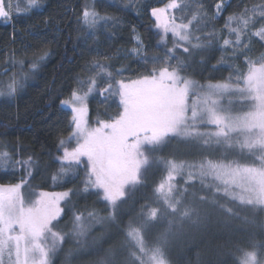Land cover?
<instances>
[{
    "label": "trees",
    "instance_id": "trees-1",
    "mask_svg": "<svg viewBox=\"0 0 264 264\" xmlns=\"http://www.w3.org/2000/svg\"><path fill=\"white\" fill-rule=\"evenodd\" d=\"M164 1L40 0L39 6L28 15L16 16L8 23L0 20V89L10 83L13 73L27 72L34 55L50 52L39 70L29 73L19 96L11 100L0 96V145L6 146L0 148V187L27 179L37 189H71L58 222L65 236L75 215L93 217L83 242L74 244V235H67L52 264H59V255L71 244L79 250V264H142L138 245L127 235L130 229L139 234L146 248L160 249L170 264H239L244 251L264 254V208L237 203L227 194L189 176L176 178L172 185L166 186L173 173L172 165L198 158L217 159L199 149L180 158L167 150L175 145L172 138L169 141L173 146L164 147L162 142L161 148L152 149L140 180L113 208L98 189L83 186L78 170L73 176L60 173L58 157L63 149L60 141L72 129L69 111L62 107L61 101L77 87V76L81 79L96 76L97 70L85 71L91 62L110 65L108 71L113 74V80L96 76L98 90L114 81H132L150 75L153 68H171L176 65L171 56L184 60L179 73L199 82L241 84L252 67L264 62V39L248 36V31L254 33L264 26L258 14L255 27L246 31L239 46L234 43L223 46V38L235 39L225 27L227 17L240 15L246 7L264 0H230L216 19H212L214 5L222 0H206L213 5L206 9V19L193 21L190 26L192 43H197L194 37L200 36L205 46L194 50L192 56L183 52V47H189L186 42L156 31L151 9ZM175 1L178 5L196 3V0ZM130 3L132 7L125 10V5ZM85 5L94 6L101 15L116 17L117 23L101 24L85 39L88 30L77 23ZM191 15L188 8L172 11L178 23H187L182 18L190 19ZM46 20L52 24H45ZM197 28L200 30L196 31ZM133 29L141 38L144 54L117 57L119 50L133 45ZM169 49H173L171 56ZM166 57L168 65H165ZM12 59L25 60L24 69L18 65L13 68ZM121 68L125 71L117 74ZM86 90L87 85L82 91ZM116 98L112 94L105 99L99 91L91 95L87 101L89 121L115 119L120 112ZM185 143L199 148L195 143ZM4 152L9 155H3ZM170 187L172 190L167 189ZM111 254L113 258L107 261V255Z\"/></svg>",
    "mask_w": 264,
    "mask_h": 264
},
{
    "label": "rangeland",
    "instance_id": "rangeland-1",
    "mask_svg": "<svg viewBox=\"0 0 264 264\" xmlns=\"http://www.w3.org/2000/svg\"><path fill=\"white\" fill-rule=\"evenodd\" d=\"M229 1L222 0L221 3L225 5ZM170 2L166 0L157 8H163ZM172 11L169 9L167 13L171 17ZM153 19L159 34L173 36L170 31L165 33L156 27ZM136 35L138 33L133 32V45L119 50L117 57L144 54V45L142 41L138 45L134 39ZM133 48L139 49V55L131 52ZM179 75L181 79L173 87L153 98L135 134L111 149L102 164L90 168L86 158H82L83 162L78 166L60 163L59 169H70L62 175L73 176L78 170L83 186L98 189L113 208L140 180L152 149L161 148L162 142L164 147L173 146L169 141L172 138L175 145L167 150L180 158L188 157L199 149V152L217 159L198 158L183 165H172L173 173L166 186L172 185L176 178L189 176L227 194L237 203L264 208V62L252 67L241 84L199 82L181 73ZM109 84L100 90L96 88L89 97L106 89ZM114 95L122 112L119 96ZM62 107L69 111L71 120L72 106ZM86 121L90 128L99 126L98 122L89 121L88 113ZM73 131L74 125L63 139L66 142L63 148L71 150L77 146V139H70ZM185 142L195 143L199 148ZM20 183L0 187V264H52L67 235H74V244L83 242L91 223L89 220L93 217L75 215L65 236V231L58 228V222L63 212L62 204L71 189H37L27 179L18 187ZM162 187V192L166 193ZM167 189L172 190V187ZM41 193L53 195L45 197ZM65 193L67 195H63ZM131 232L130 229L127 235L138 245L142 264H170L160 249L146 248L139 234ZM63 251L59 255V264H79L81 257L75 245L71 244ZM107 256V261L113 258L112 254ZM239 264H264V254L244 251Z\"/></svg>",
    "mask_w": 264,
    "mask_h": 264
},
{
    "label": "snow or ice",
    "instance_id": "snow-or-ice-1",
    "mask_svg": "<svg viewBox=\"0 0 264 264\" xmlns=\"http://www.w3.org/2000/svg\"><path fill=\"white\" fill-rule=\"evenodd\" d=\"M40 0H0V20H4L6 23L12 22L16 16L28 15L31 10L38 7ZM213 5L206 0H196V3L189 6L187 4L178 5L175 0H171L170 3L165 5L163 8H152L151 16L156 20V27L163 29L165 33L171 32L174 37H178L181 42H186L189 47H183V52L187 56H192L193 51L205 46L202 43V37H194L197 43L193 44L192 31H190V26H192L193 21L199 22L201 19H206V9L211 8ZM131 3L125 5V10L131 8ZM215 11L212 14V19H216L224 9L225 5L223 3H216L214 5ZM188 8L189 12L192 13L191 18L183 17L187 19V23L181 22L176 23V18L169 16V9H182ZM258 19L260 22H264V3L253 4L251 8L246 7L240 15H230L225 21V27L228 28L229 35L235 37L234 41L228 38H223V46H229L233 43L239 46L242 41L241 37L246 34V31L250 30L251 27H255V22ZM45 24H52L51 20L44 21ZM77 23L82 24L88 31L85 33V39L89 35H93L97 27L101 24L103 25H115L117 23V18L101 15L97 12L94 6L90 7L85 5L83 11L80 13ZM236 26L233 27L232 25ZM207 27V24H204ZM59 30V29H58ZM200 29L197 28L196 31ZM135 32V29H133ZM111 35V34H109ZM211 35V34H209ZM251 35L260 36L264 39V26H262L256 32L248 31V36ZM134 39L137 41L138 45L141 41L139 35H136ZM210 43V41H206ZM132 53L139 55V49L133 48ZM173 49L168 50V55L171 56ZM50 56V52L44 51L42 54L34 55L31 62L28 63V71L20 73H13L10 77V83L6 85L4 89H0V96L7 97L9 100L16 98L22 92L25 87V81L29 78V73H34L39 70L43 61H45ZM157 59V57H153ZM171 59L176 60V65L163 66L153 68L150 75H146L137 80H132L125 82L124 80L114 81L108 85L106 89L100 91V95L105 96L107 99V94H117L120 99V105L123 111L118 114V116L111 121H99L98 127L90 128L87 126L86 116L88 113V108L86 101L89 99V94L96 91L97 79L99 76L103 79L105 76L109 80H113L112 72L108 71L110 65L103 63L101 61H93L90 65L85 67V71H96V76L87 77L85 79L75 78L77 87L73 88L71 91V96L69 99L61 101L63 106L71 105V121L70 123L74 125V131L71 138L77 139V146L69 150L68 148H63L66 143L64 140L60 141V147L63 148V154L58 157L61 163L67 162L69 165H80L86 158L87 164L90 168H95V166L102 164L105 155L114 147L124 143L129 136L134 135L138 126L142 122L146 111L155 96L161 94L171 87H173L180 79L179 71L184 67V60L171 56ZM71 62V58H69ZM13 68L17 65L21 70L24 69L26 61L23 59L10 61ZM169 59L166 57L165 65H168ZM125 71L121 68L117 70V74ZM87 85V91H82L84 86ZM6 147L5 145H0V148ZM3 155L8 156L9 153L4 152ZM23 163H28L24 161ZM70 169L61 168L60 173L63 174ZM56 179V176L53 177ZM23 181L18 185L21 187ZM42 196L48 197L53 194L41 193ZM57 196L61 194H55ZM67 195V193L63 194Z\"/></svg>",
    "mask_w": 264,
    "mask_h": 264
}]
</instances>
